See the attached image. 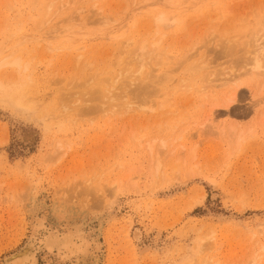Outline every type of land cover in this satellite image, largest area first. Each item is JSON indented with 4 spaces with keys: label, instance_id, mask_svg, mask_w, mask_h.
Masks as SVG:
<instances>
[{
    "label": "rangeland",
    "instance_id": "rangeland-1",
    "mask_svg": "<svg viewBox=\"0 0 264 264\" xmlns=\"http://www.w3.org/2000/svg\"><path fill=\"white\" fill-rule=\"evenodd\" d=\"M263 34L264 0H0V58L29 61L0 81L26 82L30 104L0 95V264L50 230L90 255L60 263L42 244L37 264H264V59L241 48ZM157 37L170 61L123 64Z\"/></svg>",
    "mask_w": 264,
    "mask_h": 264
},
{
    "label": "bare ground",
    "instance_id": "bare-ground-1",
    "mask_svg": "<svg viewBox=\"0 0 264 264\" xmlns=\"http://www.w3.org/2000/svg\"><path fill=\"white\" fill-rule=\"evenodd\" d=\"M152 7V6H151ZM160 14V13H159ZM159 14H157V15H159ZM162 14H164V12H162ZM161 15V14H160ZM159 15V16H160ZM158 16V17H159ZM157 17V18H158ZM161 17V16H160ZM162 17H166V16H162ZM160 20H158V22H159ZM54 27V26H53ZM55 27H56V24H55ZM48 28H51V27H48ZM16 29H18V27L16 28ZM156 29V28H155ZM14 30V29H13ZM12 30V31H13ZM20 30V29H19ZM23 30V29H22ZM57 30V29H56ZM157 31H158V29H156ZM18 30H16V32H17ZM46 31H48V30H46ZM48 32H50V31H48ZM55 32V31H54ZM159 32V31H158ZM10 33V32H9ZM47 33V32H46ZM56 33V32H55ZM11 34H12V32H11ZM10 34V35H11ZM122 34V33H121ZM251 34H253V32L251 33ZM9 35V34H8ZM9 35V36H10ZM42 36V35H41ZM261 36V35H260ZM263 36H264V34H263ZM35 37V36H34ZM42 37H45V36H42ZM72 37H74V36H72ZM79 37V36H78ZM9 38V37H8ZM51 38V37H50ZM158 38V37H157ZM159 38H161V37H159ZM159 38H158V41L157 40H155L154 42H152L150 45H151V47H150V49H148V50H145L146 49V40L144 39L143 41L144 42H142V43H139L140 45V47L138 46L137 48H139V50L141 51V52H138V53H136L135 51H137L136 49H135V51L133 52V49L131 50V51H128L129 52V54H127L128 52L126 51L125 52V56L126 55H128L125 59H126V61H124V63L123 64H127L128 63V61H130V59L132 60V58H134V55H135V58L132 60V62H134V60L137 58V59H141V60H145V61H147L145 58H146V56H147V58L148 59H151L152 58V62H153V65H154V67L153 68H156V66H157V64H155V63H157V60L158 59H160V58H164L163 60L164 61H170V56L169 55H167V53L166 52H162V51H164V49H160V47H159ZM259 38H264V37H258V38H254V36L253 35H251V37L249 36V39H251V41L250 42H248V41H245V44L243 45V46H246L247 45V47L246 48H244L243 46L241 47V48H243L242 50H248V44H246V42L247 43H250L249 45L251 46L250 48H252V46L255 44V46H254V48L256 47V49H254V48H252V51L254 52V54L251 56V57H249L252 61H250L249 59H248V61H250V62H253V64L251 63V67H253V68H259V66L261 65V61H260V59L263 57V59H264V55H263V53H264V42H262V41H264V40H260L262 43H259ZM21 39V38H20ZM34 39V38H33ZM129 39V38H128ZM230 39V38H229ZM248 39V40H249ZM22 40H24V38L22 39ZM225 40V39H224ZM223 39L222 40H219V42H222V43H220V45L221 44H224V43H226V45H225V48H226V51L228 50V48H229V50H230V48H232L231 50L233 51V48L236 46V45H238L239 43L238 42H236L237 44H235V42L233 41L234 39H232V43H230V41L229 40H227L226 39V41H224ZM240 40H241V38H240ZM29 41V40H28ZM43 41V40H42ZM62 41V40H61ZM141 41V40H140ZM224 41V42H223ZM237 41H239V40H237ZM27 42V41H26ZM129 42V41H128ZM128 42H127V40H125L123 43V45H125V44H128ZM218 42V43H219ZM255 42V43H254ZM20 43V42H19ZM121 43V42H120ZM217 43V44H218ZM252 43H254V44H252ZM23 44V43H22ZM61 44L62 45H67V44H69V42H67V41H65V42H61ZM217 44H216V46H217ZM16 45V44H15ZM55 45H59V44H55ZM219 44H218V47L220 46ZM224 45H223V47H224ZM234 45V46H233ZM240 45L241 44H239L238 45V47H240ZM121 46V45H120ZM222 46V45H221ZM220 46V47H221ZM25 47V46H24ZM136 47V46H135ZM1 48V47H0ZM11 48V47H10ZM6 49V48H5ZM219 49V48H218ZM235 49V51H236V48H234ZM238 49V48H237ZM32 50V49H31ZM126 49H124V50H122L123 52L125 51ZM138 50V51H139ZM224 50V49H223ZM228 51V53L229 52H232V51ZM241 50V51H242ZM245 50H244V52H245ZM2 51V50H1ZM0 51V52H1ZM12 51H14V50H12ZM22 52V51H21ZM224 52H225V50H224ZM238 52V51H237ZM249 52H251V51H249ZM6 53V52H5ZM135 53V54H134ZM6 54H10V53H6ZM122 54H124V53H121V55ZM225 54H227L226 52H225ZM242 54V53H241ZM244 54V56H245V53H243ZM252 54V53H251ZM250 54V55H251ZM2 58H0V66H2L3 64H8V65H17V62L19 61V62H22L21 61V57L19 56V55H17V56H15L14 58H10L11 60H8V56H10V55H8V56H4L3 54H2ZM137 56V57H136ZM243 56V57H244ZM247 56H249L248 55V51H247ZM23 58H24V56H22ZM238 57H240V56H238ZM241 57H242V55H241ZM7 58V59H6ZM121 58V57H120ZM119 58V59H120ZM118 59V60H119ZM124 59V60H125ZM172 59V58H171ZM238 59V58H237ZM263 59H261V60H263ZM23 60V59H22ZM161 60V59H160ZM240 60V59H239ZM123 61V60H122ZM154 61H155V63H154ZM162 61V60H161ZM177 62H178V60H176ZM175 61V62H176ZM236 61H238V60H236ZM246 61H247V58H246ZM247 61V62H248ZM25 62V61H24ZM23 62V63H24ZM174 62V61H173ZM174 62V63H175ZM176 62V64L178 65V63ZM180 62V61H179ZM240 62V61H239ZM244 62V61H243ZM119 63H120V60H119ZM119 63L116 61V63H110L109 64V67H105V68H107L106 69V71L108 72V68H109V71H110V69H113L114 67L113 66H116L117 64H118V66H119ZM130 64H131V62H129ZM150 63H151V60H150ZM170 63V62H169ZM195 64H196V62H194ZM193 63V64H194ZM198 63H200V62H198ZM198 63L196 64V65H198ZM245 63V62H244ZM243 63V64H244ZM113 64H115V65H113ZM123 64H121V65H123ZM248 63H246V65H247ZM250 64V63H249ZM28 65H29V61L27 60L23 65L21 64V66L23 67V69L24 70H26L27 68H28ZM128 65V64H127ZM151 65V64H150ZM196 65H192V66H195V69H196ZM18 66V65H17ZM111 66L113 67V68H111ZM124 66V65H123ZM123 66H121V67H123ZM192 66L190 65V67L192 68ZM199 66V65H198ZM128 67L129 66H126V69H128ZM175 67V66H174ZM117 68V67H116ZM131 68V66L129 67V69ZM194 68V67H193ZM199 68V67H198ZM125 69V68H124ZM124 69H121V70H123L124 71ZM143 69V68H142ZM152 69V68H151ZM120 70V71H121ZM140 70H141V68H139V69H135V70H133V71H130L131 73H132V76H134V74L136 73V74H138V73H140ZM169 70V69H168ZM101 71H103V69H101ZM105 71V72H106ZM117 71H119L118 69H117ZM116 71V73H118ZM119 71V72H120ZM125 71H127V70H125ZM128 71V72H129ZM149 71H151V70H149ZM99 72H100V70H99ZM104 72V73H105ZM134 72V73H133ZM153 72V71H152ZM28 73V72H27ZM93 73V72H92ZM101 73H103V72H100V74ZM110 73V72H109ZM116 73H115V75H116ZM121 73V72H120ZM146 73H148V71L146 72ZM145 73V74H146ZM30 74H31V72H30ZM97 74H99V73H97ZM111 74V76H112V73H110ZM122 74V73H121ZM124 74H126V73H124ZM135 74V75H136ZM149 74L150 73H148L147 75H148V78L150 77L149 76ZM152 74V73H151ZM159 74V73H158ZM164 74H166V76L167 75H169V74H167V73H164ZM118 75V74H117ZM116 75V76H117ZM98 76V75H97ZM119 76V75H118ZM165 76V75H164ZM170 76V75H169ZM1 77V76H0ZM104 77V76H103ZM109 77H110V75L109 76H105L104 78H106V79H104V78H102V79H104V80H102V81H104L105 83H106V80H108L109 79ZM157 77V76H156ZM155 77V78H156ZM200 77H202V76H200ZM101 78V77H100ZM99 78V80H101ZM118 78L120 79V77H114V79H116V80H118ZM129 78H131V76L129 77ZM128 78V79H129ZM135 78L136 79H138L136 76H135ZM147 78V79H148ZM150 78H153L152 76L150 77ZM149 78V79H150ZM155 78H153V79H155ZM159 78V77H158ZM164 78H166V77H164ZM169 77L167 76V79H168ZM87 79V78H86ZM122 79V78H121ZM148 79V80H149ZM162 79V78H161ZM160 79V80H161ZM9 80V79H8ZM89 80V79H88ZM139 80V79H138ZM137 80V81H138ZM143 80H145V79H142V80H140V81H143ZM150 80H152V79H150ZM157 80V79H156ZM162 80H164V79H162ZM161 80V81H162ZM179 80V79H178ZM177 80V81H178ZM10 81V80H9ZM102 81H100V83L102 84H105L104 82H102ZM110 81V80H109ZM114 80L112 79V81H110V82H113ZM137 81H135V82H137ZM167 81V80H166ZM171 81H173V80H171ZM170 81V82H171ZM192 81H194V79L192 80ZM88 82V81H87ZM120 85H119V87H120V91H123V92H120V94L121 93H123L125 96H126V94L128 93H132L134 90H130V89H128L127 88V84L124 82V81H122V83H120L119 81H117ZM134 82V83H135ZM157 82V81H156ZM159 82V81H158ZM165 82V81H164ZM183 82H184V80H183ZM10 83V82H9ZM116 83V82H115ZM129 83V82H128ZM132 83V82H131ZM179 83V82H178ZM182 83V82H181ZM0 84H2V85H5L4 83H2L1 81H0ZM7 84H8V82H7ZM27 83L26 82H21V83H11L10 85H5L6 86V90H0V95L4 98L3 100L5 101H7L8 103H10L11 105H13V106H16V107H19V108H23V109H30V104H29V101L28 100H26V94H25V91H26V89L28 88V85H26ZM114 84V83H113ZM136 84V83H135ZM142 84H144V83H142ZM146 84V83H145ZM154 84V83H153ZM153 84H152V86H153ZM107 85H108V83H107ZM110 85V84H109ZM112 85V84H111ZM129 85V84H128ZM131 85H133V84H131ZM130 85V86H131ZM140 85V84H139ZM155 85H157V84H155ZM163 86V82L160 84V85H158V87L159 86ZM171 85V84H170ZM97 86H99V84L97 85L96 84V88H94V90H96V91H98V92H93V93H96V96L98 95V97H99V99L97 98V100L99 101L100 100V102H102V101H104V99L103 98H105V99H108L110 96H108V95H113L112 93H115L116 92V90L118 89V84L117 85H114L116 88H115V91L113 90L114 88H112V91H111V89L109 90V87H107V86H105V85H102L103 87L102 88H100V90H99V88H97ZM113 86V85H112ZM113 86V87H114ZM172 86V85H171ZM200 86V85H199ZM198 86V87H199ZM94 87V86H93ZM100 87V86H99ZM138 87V86H137ZM146 87H149V85L147 86H145V88ZM164 87V86H163ZM180 87H182V86H180ZM202 87H204V86H202ZM111 88V87H110ZM138 88H140V87H138ZM138 88H134L135 89V91L137 92V89ZM165 88V87H164ZM167 88V87H166ZM92 90H93V88H91ZM91 89L89 90V92H90V94H93L92 92H91ZM142 89H144V88H142ZM180 89V88H179ZM185 89H187V87H185ZM138 90H140V89H138ZM147 90V89H146ZM157 90V89H156ZM181 90V89H180ZM60 91V90H59ZM109 91H111V92H109ZM125 91V92H124ZM132 91V92H131ZM144 91V90H143ZM160 91V90H159ZM63 92V91H62ZM62 92L60 93V94H62ZM87 93V92H86ZM126 93V94H125ZM138 93V92H137ZM160 93V92H159ZM174 93V92H173ZM235 93V92H234ZM59 94V95H60ZM115 94H117V93H115ZM115 94L113 95V97H116V98H111V99H113L114 101H112L111 99H110V103H112L113 102V105L112 104H110L111 106H117V107H120L121 105H126V107L128 108V105L130 104V102H132L131 104L132 105H130L129 106V108H134V107H132L133 106V100L131 99V101H127L126 100V97H125V101L127 102V104L125 103V101L123 100V102H122V104L120 105V103L119 104H116L119 100L118 99H120V96L121 95H119V93L115 96ZM127 94V95H128ZM134 94V93H133ZM141 94V93H140ZM144 94V93H143ZM162 94V93H161ZM88 96H90L89 95V93L87 94ZM119 95V96H118ZM132 95V94H131ZM138 95V94H137ZM233 95V94H232ZM142 96V95H141ZM147 96V95H146ZM156 96V95H155ZM161 96V95H160ZM58 97V96H57ZM60 97V96H59ZM62 97V96H61ZM64 97V96H63ZM87 97V96H86ZM90 97H92V95L90 96ZM90 97H88V99L90 98ZM108 97V98H107ZM119 97V98H118ZM122 97H124L123 95L121 96V99H122ZM129 97V96H128ZM132 97V96H131ZM134 97H135V94H134ZM66 98V97H65ZM93 98V97H92ZM91 98V100H93ZM137 98V97H136ZM135 98V99H136ZM142 98V97H141ZM148 98H150V97H148ZM154 99L156 98V97H153ZM60 99V98H59ZM124 99V98H123ZM62 100V99H61ZM109 100V99H108ZM107 100V101H108ZM118 100V101H117ZM151 100V99H150ZM57 101H60V100H57ZM141 101V100H140ZM145 101V100H144ZM93 102V101H92ZM91 102V103H92ZM95 102V101H94ZM105 102L106 101H104V102H102L103 103V105L105 104ZM142 102V101H141ZM59 103V102H58ZM96 103V102H95ZM137 104H138V102H136ZM98 104H100V103H98ZM108 104V105H109ZM137 104H136V106L135 107H137ZM153 104V103H152ZM60 105V104H59ZM64 106H65V104H63ZM91 105V104H90ZM102 105V107H104ZM109 105V106H110ZM149 105V104H148ZM100 106V105H99ZM167 106V105H166ZM88 107V106H87ZM107 108H108V106H107ZM110 108V110L112 109V107H109ZM108 108V109H109ZM114 108V107H113ZM121 108V107H120ZM119 108V109H120ZM141 109V108H140ZM101 110V109H100ZM105 110H107V109H105ZM115 110H116V107H115ZM97 111V110H96ZM95 111V112H96ZM107 111H109V110H107ZM114 111V110H113ZM119 111L120 110H118V113H119ZM103 112V111H102ZM117 112V111H116ZM121 112V111H120ZM111 115H112V111H111V113H110ZM163 142V141H162ZM150 148H152V145L150 144V146H149ZM157 154V153H156ZM150 156V155H149ZM148 156V157H149ZM154 156H155V154H154ZM154 156H152V157H154ZM156 158H157V156H156ZM154 159V158H153ZM158 161V160H157ZM161 161V160H160ZM149 162V161H148ZM150 163V162H149ZM157 164H158V162H157ZM120 165V164H119ZM152 165H153V163H152ZM160 165V164H159ZM156 167V166H155ZM131 168V167H130ZM159 168V167H158ZM162 169V168H161ZM130 170H133V169H130ZM164 171V170H163ZM128 172V171H127ZM153 172H154V170H153ZM160 172V171H159ZM166 172V171H165ZM129 173V172H128ZM127 173V174H128ZM164 173V172H163ZM126 174V173H125ZM171 177V176H170ZM129 178V177H128ZM175 178V177H174ZM125 179V178H124ZM118 180V179H117ZM172 180V179H171ZM119 181H120V179H119ZM115 182V181H114ZM111 185V184H110ZM116 190V189H115ZM109 191V190H108ZM117 191V190H116ZM111 192V191H110ZM114 193V192H113ZM59 208L60 207H58V210H59ZM61 209H63V207L61 208ZM33 211V210H32ZM58 213H59V211H57ZM56 212V214H58ZM74 214V213H73ZM42 216V215H41ZM55 216V215H54ZM66 216V215H65ZM44 217V216H43ZM57 217V216H56ZM63 217V216H62ZM70 217V216H69ZM42 218V217H41ZM58 219V218H57ZM61 219V218H60ZM70 219V218H69ZM75 219V218H74ZM39 221V220H38ZM44 222V221H43ZM76 223V222H75ZM73 224H74V222H73ZM76 225V224H75ZM75 225H74V227H75ZM34 226V225H33ZM40 226H42V225H40ZM65 226V225H64ZM38 227V226H37ZM70 227V226H69ZM68 227V228H69ZM80 227V226H79ZM40 228V227H39ZM33 231L35 230V228H33L32 229ZM55 230V229H54ZM63 230V229H62ZM36 231H38L37 229L35 230V232ZM212 232V231H211ZM31 234V233H30ZM38 234V233H37ZM35 235L36 234H34L32 237H35ZM203 235H205V234H203ZM31 237V238H32ZM205 237H206V235H205ZM95 238V237H94ZM29 239V238H28ZM34 239V238H33ZM40 239V238H39ZM34 240H36V238L34 239ZM39 242H41L42 244H43V246H42V248H45L44 250V253H45V255L47 254L48 256L49 255H53V256H55L57 259H59L60 261V263H61V261H62V263L64 262V261H71V260H77L78 258H83V257H86V258H88L89 257V255H90V248H89V243H88V241H87V238L83 235V234H81V233H75V234H72V233H67V234H64V233H61V234H58L57 232H54V231H47V233H45L43 236H42V238H41V240H39ZM40 243V244H41ZM91 243V242H90ZM36 244V243H35ZM35 244H34V241L33 240H31V239H29V242H27L23 247H21V248H17L16 250H15V252L14 251H12V252H14V253H12V254H7V255H5L4 256V259H2V261H3V264H37V260H36V252L41 248L40 246L42 245H40V246H38V247H35ZM14 245V244H13ZM37 246V245H36ZM203 246V245H202ZM201 249V248H200ZM42 250V249H41ZM55 250V253H53L52 251H54ZM90 250V251H89ZM201 251H202V249H201ZM92 253V252H91ZM93 254V253H92ZM81 256V257H80ZM92 256V255H91ZM90 256V258H92ZM54 257V258H55ZM96 257V256H95ZM55 258V259H56ZM48 260V259H47ZM83 260V259H82ZM81 259H80V261H82ZM90 260V259H89ZM49 262H50V260H48ZM53 261V260H52ZM78 261V260H77ZM47 262V261H46ZM46 262L44 263V264H46ZM54 262V261H53ZM200 262V261H199ZM198 262V263H199ZM67 263V262H66ZM195 263H197V262H195ZM194 263V264H195ZM201 263V262H200ZM199 263V264H200ZM204 263H205V261H204ZM203 263V261H202V263L201 264H204ZM47 264H48V262H47ZM53 264H57L56 262H54ZM70 264V263H69ZM74 264V263H73ZM193 264V263H192Z\"/></svg>",
    "mask_w": 264,
    "mask_h": 264
},
{
    "label": "clouds",
    "instance_id": "clouds-1",
    "mask_svg": "<svg viewBox=\"0 0 264 264\" xmlns=\"http://www.w3.org/2000/svg\"><path fill=\"white\" fill-rule=\"evenodd\" d=\"M21 62H17V65L20 66ZM0 90H6V86L5 85H2L0 84Z\"/></svg>",
    "mask_w": 264,
    "mask_h": 264
}]
</instances>
